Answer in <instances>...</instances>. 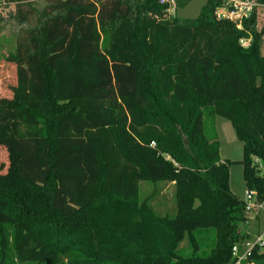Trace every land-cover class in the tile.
<instances>
[{
    "label": "trees",
    "instance_id": "16d2710c",
    "mask_svg": "<svg viewBox=\"0 0 264 264\" xmlns=\"http://www.w3.org/2000/svg\"><path fill=\"white\" fill-rule=\"evenodd\" d=\"M92 1L23 2L12 15L27 27L5 58L0 233L33 264H234L250 218L203 120L233 124L247 189L264 201V0L241 28L216 19L223 0L183 24L157 0ZM162 184L175 189L170 212L154 205ZM199 230L215 238L206 255ZM250 260L264 264V247Z\"/></svg>",
    "mask_w": 264,
    "mask_h": 264
},
{
    "label": "rangeland",
    "instance_id": "374dc122",
    "mask_svg": "<svg viewBox=\"0 0 264 264\" xmlns=\"http://www.w3.org/2000/svg\"><path fill=\"white\" fill-rule=\"evenodd\" d=\"M66 0H24L21 3L29 2L30 4H37L42 6L43 9L48 5H55L60 8L62 3ZM86 4H93L92 0H81ZM40 3V4H39ZM207 0H191L186 6L178 9L177 20L183 24L187 20L196 19ZM12 7V8H11ZM16 7L9 6L0 0V97H7L11 95V87L15 83V67L5 60L9 53L15 51V36L16 34H23L19 30L24 25H17L16 19L12 18L15 14ZM51 13L49 9L47 11ZM258 26L264 28V7H258ZM204 133L209 139H216L219 143L220 157L232 163L230 168V187L240 200L246 202V194L249 192L244 180V168L242 160L244 159V146L239 140L234 130L233 124L221 116H208L204 117ZM0 158L3 162L8 161L7 152L4 147H0ZM258 162V165L263 170V164L253 157V164ZM151 183H143L141 185L142 198L149 195L152 190ZM162 194L154 199L157 209L161 212H170L174 206L175 189L171 184H162ZM255 209L248 213L250 221L248 224L241 226L243 231L251 233L254 237L264 234V201H259L254 197L252 202ZM202 239V247L200 255H206L210 252L212 241H215L214 236L206 230H199L196 233ZM213 235V234H212ZM12 230L7 228L2 229L0 233V264H33L22 262L16 256L12 245ZM181 250H187V241H183L180 245ZM189 251V249H188ZM190 252V251H189ZM187 255V252L183 253ZM262 264V263H260Z\"/></svg>",
    "mask_w": 264,
    "mask_h": 264
},
{
    "label": "built area",
    "instance_id": "2783aa9c",
    "mask_svg": "<svg viewBox=\"0 0 264 264\" xmlns=\"http://www.w3.org/2000/svg\"><path fill=\"white\" fill-rule=\"evenodd\" d=\"M158 3L165 7L163 17L166 19L177 18L178 5L176 0H157ZM258 4L251 0H223L221 6L216 10L217 20H226L233 22L238 28L247 20L255 10ZM241 43L248 46L250 41L243 40ZM255 164H258L256 161ZM257 197V193L249 191L246 194L245 211L248 215L255 207L251 203L253 198ZM249 216V215H248ZM257 247H264V234L257 237L248 238L241 245H237L233 250L234 264H254L250 258Z\"/></svg>",
    "mask_w": 264,
    "mask_h": 264
},
{
    "label": "crops",
    "instance_id": "0c3cea01",
    "mask_svg": "<svg viewBox=\"0 0 264 264\" xmlns=\"http://www.w3.org/2000/svg\"><path fill=\"white\" fill-rule=\"evenodd\" d=\"M20 3H21V2H10V3L6 4V5L14 6V8H15L16 5H18V4H20ZM11 8H12V7H11ZM249 221H250V220H249ZM249 221H248L247 223H245V225L248 224ZM241 233L244 234V235H246V236H248V238H252V237H254L251 233H249V232H247V231H246V232L243 231L242 228H241Z\"/></svg>",
    "mask_w": 264,
    "mask_h": 264
}]
</instances>
